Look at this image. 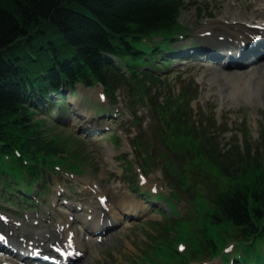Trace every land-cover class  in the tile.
I'll return each instance as SVG.
<instances>
[{"label": "trees", "instance_id": "1", "mask_svg": "<svg viewBox=\"0 0 264 264\" xmlns=\"http://www.w3.org/2000/svg\"><path fill=\"white\" fill-rule=\"evenodd\" d=\"M176 3L0 0V137L6 149L12 144L23 154H56L53 142L43 139L32 122L29 91L38 88L46 95L48 87L87 76L89 70L107 80L98 67L102 53L121 54L140 35L169 28L178 13ZM171 126L179 151L195 163L187 177L214 175L211 190L218 210L212 222L239 238L264 240V163L248 167L243 155L215 154L187 120L175 116ZM214 232L204 235L207 245L199 246V254L215 248Z\"/></svg>", "mask_w": 264, "mask_h": 264}, {"label": "rangeland", "instance_id": "2", "mask_svg": "<svg viewBox=\"0 0 264 264\" xmlns=\"http://www.w3.org/2000/svg\"><path fill=\"white\" fill-rule=\"evenodd\" d=\"M188 7L182 11L180 20L186 23H195L196 18V8L193 5H190V0H186ZM260 6H264V1H259ZM241 6V3L236 2L234 6ZM215 6V5H213ZM233 6V3H226L222 8L225 11ZM216 7V6H215ZM13 9V8H12ZM215 16V15H214ZM206 22L204 19H202ZM202 69H190L185 74L188 78L191 76L199 77ZM214 74V73H212ZM173 82L177 83L174 85L176 89H179L181 82L179 77L174 74ZM259 83H262L260 79H254L252 83L246 87L248 89L243 93V90H240V87L233 88L232 90L224 93L221 90L219 83H214L210 85L205 83L206 86L204 90L200 88V94L204 95L211 90L212 100L206 101L198 98L193 101V107L195 113H199L200 110H207L206 116L210 120V111L215 112L216 121L215 123L211 122L209 125L212 135H216L220 141V146L224 150L230 148L231 145L235 143V134L239 139L241 144H244L243 140V131L241 129L246 128L251 130V135H249L250 141L252 143L253 149L258 145V140H260V124H264V87H258ZM95 92L98 87L83 89L85 94L89 95L88 100L83 105L84 108L90 110V112H95L99 104L93 102V91ZM219 93V94H218ZM79 97V95H77ZM70 102L72 99H70ZM75 102V100H72ZM222 108L220 107L222 103ZM68 103V101H67ZM82 100L78 101L77 106H81ZM254 104H257L256 106ZM127 103L123 108L124 112L121 114L127 113ZM108 107V105H106ZM109 109V107H108ZM139 115L144 118L143 128L151 132V117L149 115L148 109L145 105H139L137 107ZM57 110L56 106L50 108L49 111H44L40 109L35 114L34 121H40L44 129L47 130V135L54 140L55 144H58L60 148L66 149L64 151L63 157L69 158L70 161L78 162L76 164H83L84 171L79 173H74L71 170H60L59 173H54L51 178H49L48 184L53 190L60 189L62 187L71 188V196H67L66 193H63L60 201L53 200L56 203L54 206L48 207L47 211L51 212V209L54 207L60 208V202H63L64 198H68V202H73L75 205H78V208L82 205L84 207L95 209L97 204V195L92 189H88V182L96 188L98 181L102 189H108L111 193V198L113 204L108 205L109 217L117 219L120 223L118 227L113 231V235L110 236V239L106 242H100L94 239L93 237L87 236L84 240L87 243V253H85L84 258L80 260V264H133V260L139 259V256L143 255L145 249H149L151 244V239L161 240L160 237L172 239L175 234L166 231L163 228V223L166 222L164 218L161 221V224H156L153 221L159 220V212L155 214L153 211L150 213L151 201H147L144 196V192L158 190L159 193L168 194L169 190L166 186L164 179V173L159 167L151 168L146 170L144 166L143 159L136 154L134 147L131 144V139L139 133L141 127L136 122H128L127 119L123 116H119L114 123H102L97 124L99 118L97 116L93 117V120L87 125H81L77 123L78 117H72V121H75L77 124H67L61 118V115H56ZM110 111V110H109ZM53 112V114H52ZM197 119H204V117L199 114L194 115ZM199 122V121H198ZM206 125V121L204 122ZM88 129L96 131H88ZM259 131V132H258ZM159 135V134H158ZM154 137H158V140H161L159 136L155 134ZM55 160V159H54ZM158 162H161L157 160ZM67 163L69 161L67 160ZM140 165L143 168L144 172H150L146 177L148 182L144 181ZM249 173L252 174L251 171ZM88 180V181H87ZM140 180V182H139ZM117 186L116 189H113ZM123 193H129L130 196L134 197L136 203L142 209H147L149 214L138 217L136 219L128 220V215H124L118 212V209L121 207L120 196ZM180 196L186 198L189 194L179 191ZM88 195V196H87ZM82 197H90L88 201L80 200ZM165 205L170 207L169 202H164ZM177 209L181 210L182 206L180 203H176ZM56 209L53 211L56 212V217L59 221L67 222L68 217H64L65 214L59 213ZM31 213V211H28ZM84 213L88 211H81L80 216L86 217ZM143 213V212H141ZM40 210L38 221L40 222V231L41 233H49L56 230V222L53 225H50L46 214ZM90 215V213H88ZM36 215V214H34ZM92 215V214H91ZM90 215V216H91ZM20 219L25 220L24 215ZM49 219H53V216ZM154 219V220H152ZM44 224L46 226H44ZM80 223H74L71 227L73 228L79 239H82L80 233ZM172 232H176L175 228L170 229ZM184 231V227L181 229ZM38 233V234H41ZM168 238V239H169ZM186 245V244H185ZM150 250V249H149ZM164 252H167L168 248L161 249ZM185 252V251H184ZM179 256V255H177ZM219 258L213 259V262L216 264V260ZM157 260L160 262L159 258ZM170 264H176V261L172 258L169 259ZM201 262H199L200 264Z\"/></svg>", "mask_w": 264, "mask_h": 264}, {"label": "bare ground", "instance_id": "3", "mask_svg": "<svg viewBox=\"0 0 264 264\" xmlns=\"http://www.w3.org/2000/svg\"><path fill=\"white\" fill-rule=\"evenodd\" d=\"M223 18L228 19V20H231V21H234V23L231 22V23H229L227 25H223V24L220 25V28L222 30V34H224V35H226L228 37H234V31H233L234 27L241 28L242 29V32H245L248 29L244 25V22L243 21L245 20V18L242 16V12H240V10L235 9V11H233V12L227 11L223 15ZM219 72H220L219 75H223V74L228 75L225 72H221V70H219ZM233 73L235 74L234 71H233ZM89 199H90V197H83V200L84 201H88ZM131 200H133V198H131V196H129V195L124 196V198L122 199V201H123L122 202V206H123V204H127V202H131ZM98 208H100V206L96 207L97 210H98ZM105 209H106V207L103 206V212H104ZM99 213H101V212L99 211ZM84 214L87 217L88 213H84ZM106 216H107V213H106ZM86 220H88V219H86ZM68 231L69 230H64L63 233L65 235H67L68 234ZM13 233H15V230L12 227H10L8 234H13ZM63 233H58L57 240L59 242H61L65 246H69V245H73V244H75V246H78V242L77 241H73V242L70 241L69 239H67V237L64 236ZM55 235H57V234H55ZM11 238H12V240H14L13 237H11ZM49 239L50 238L44 236V238H39L38 240H39L40 244H43V242H41L42 240L49 241ZM76 243H77V245H76ZM25 247L28 248L29 250H31L29 244H25ZM82 247H84V251H85L87 249L86 248V243H84V244L82 243Z\"/></svg>", "mask_w": 264, "mask_h": 264}, {"label": "snow or ice", "instance_id": "4", "mask_svg": "<svg viewBox=\"0 0 264 264\" xmlns=\"http://www.w3.org/2000/svg\"><path fill=\"white\" fill-rule=\"evenodd\" d=\"M181 250H183V246H181Z\"/></svg>", "mask_w": 264, "mask_h": 264}]
</instances>
